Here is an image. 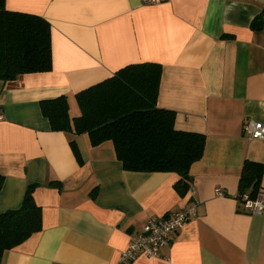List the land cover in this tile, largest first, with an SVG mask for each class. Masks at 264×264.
<instances>
[{
	"label": "crops",
	"instance_id": "crops-1",
	"mask_svg": "<svg viewBox=\"0 0 264 264\" xmlns=\"http://www.w3.org/2000/svg\"><path fill=\"white\" fill-rule=\"evenodd\" d=\"M10 11L51 25L52 66L0 80V213L20 207L26 185L41 207L40 231L5 250L0 264H119L150 217L195 204V216L159 255L132 264H264V211L236 199L243 162L264 165V140H248L247 120L264 122V0H5ZM162 65L159 107L179 130L205 134L185 196L174 172L128 171L112 141L52 131L39 102L75 94L133 63ZM53 182V183H51ZM221 187L223 196L215 194ZM260 187L264 188V175Z\"/></svg>",
	"mask_w": 264,
	"mask_h": 264
},
{
	"label": "trees",
	"instance_id": "trees-1",
	"mask_svg": "<svg viewBox=\"0 0 264 264\" xmlns=\"http://www.w3.org/2000/svg\"><path fill=\"white\" fill-rule=\"evenodd\" d=\"M264 23V11L252 26ZM51 25L43 17L10 11L0 0V80L51 69ZM162 65L157 62L127 64L110 77L75 94L79 114L70 116L66 95L43 99L41 112L52 131H63L79 160L75 136L85 133L92 146L112 141L121 167L128 171L174 172L173 187L185 196L192 184L191 165L204 152L205 134L179 130L175 112L157 105ZM264 165L243 162L238 193L253 197L260 188ZM4 177L0 174V188ZM53 183V182H51ZM38 183L26 185L20 207L0 213V261L12 249L42 228L41 207L33 198ZM240 202V201H239Z\"/></svg>",
	"mask_w": 264,
	"mask_h": 264
},
{
	"label": "built area",
	"instance_id": "built-area-1",
	"mask_svg": "<svg viewBox=\"0 0 264 264\" xmlns=\"http://www.w3.org/2000/svg\"><path fill=\"white\" fill-rule=\"evenodd\" d=\"M158 3L162 0H145ZM2 115H0V119ZM244 135L248 140H264V122L247 120L243 125ZM215 194L224 195L221 187H216ZM243 209L250 214L264 211V188H259L251 197L247 192L236 194ZM195 204H187L178 211H173L165 216L150 217L143 225L142 230L131 236L127 248L123 251L119 264H132L138 255L156 257L162 247L170 242L171 235L181 229L195 216Z\"/></svg>",
	"mask_w": 264,
	"mask_h": 264
},
{
	"label": "bare ground",
	"instance_id": "bare-ground-1",
	"mask_svg": "<svg viewBox=\"0 0 264 264\" xmlns=\"http://www.w3.org/2000/svg\"><path fill=\"white\" fill-rule=\"evenodd\" d=\"M1 115V114H0ZM223 196V195H222ZM123 253V252H122ZM122 253H121V255H122ZM121 255H120V258H121ZM133 262V261H132ZM119 263H120V259H119Z\"/></svg>",
	"mask_w": 264,
	"mask_h": 264
}]
</instances>
